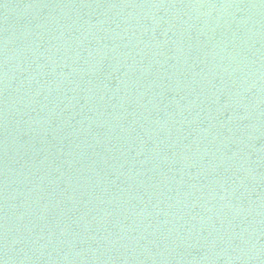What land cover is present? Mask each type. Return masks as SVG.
I'll return each instance as SVG.
<instances>
[{"label":"water","instance_id":"95a60500","mask_svg":"<svg viewBox=\"0 0 264 264\" xmlns=\"http://www.w3.org/2000/svg\"><path fill=\"white\" fill-rule=\"evenodd\" d=\"M0 264H264V0H0Z\"/></svg>","mask_w":264,"mask_h":264}]
</instances>
